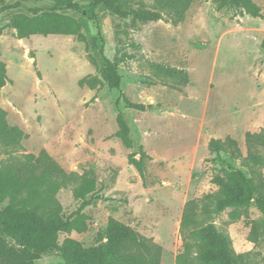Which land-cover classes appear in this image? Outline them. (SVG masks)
Returning a JSON list of instances; mask_svg holds the SVG:
<instances>
[{
    "label": "rangeland",
    "instance_id": "374dc122",
    "mask_svg": "<svg viewBox=\"0 0 264 264\" xmlns=\"http://www.w3.org/2000/svg\"><path fill=\"white\" fill-rule=\"evenodd\" d=\"M253 1L262 9L260 18L228 8L218 11L214 0H193L177 25L166 12L164 20L148 24L105 8L99 22L66 12L81 22L88 50L73 36L18 39L10 21L27 12L0 15V63L6 64L9 80L0 89V106L8 123L27 135L19 151L5 154L0 145V163L45 150L67 172L96 183L97 192L82 209L90 218L88 231L62 237L92 247L113 217L154 239L163 249L162 264H176L183 249L185 204L218 190L212 183L218 169L238 168L249 175L228 154L211 151L209 143L230 136L247 155L246 133L264 130V0ZM15 2L0 0V7ZM130 2L160 9L158 0ZM26 5L52 3L27 0ZM99 30L106 57H133L121 66L122 92L144 111L127 109L123 102L118 106L120 92L89 83L105 66ZM83 79L88 81L81 86ZM119 111L129 123L132 148L116 137ZM132 155L143 160V174L131 165ZM57 199L65 218L81 210L83 202L71 189ZM229 213L217 216L216 225L230 236L237 253L252 252L254 264H264V247L249 241L246 219L232 222ZM260 217L252 207L250 219ZM36 264L65 263L50 256Z\"/></svg>",
    "mask_w": 264,
    "mask_h": 264
},
{
    "label": "trees",
    "instance_id": "16d2710c",
    "mask_svg": "<svg viewBox=\"0 0 264 264\" xmlns=\"http://www.w3.org/2000/svg\"><path fill=\"white\" fill-rule=\"evenodd\" d=\"M47 7H31L27 0H16L11 5L0 7V15L8 11L25 10L12 16L10 27L18 39L50 35L73 36L89 49L81 22L66 12H77L89 22H99V11L107 9L114 15L131 19L133 23L148 24L164 20V12L177 25L184 19L193 0H158L159 7L153 10L134 7L131 0H48ZM217 10L225 8L253 18L262 16V9L253 0H214ZM100 29V27H99ZM101 54L105 66L100 77L89 83L106 84L120 92L117 105L123 102L127 109L144 111L146 107L130 102L122 92L121 66L132 60V56L118 53L113 58L104 55V40ZM264 49V40L261 44ZM91 61L95 63L92 57ZM185 79V78H183ZM87 79L80 81L84 86ZM185 81V80H184ZM187 81V79H186ZM9 82L6 64L0 63V89ZM178 88V87H175ZM119 130L116 137L128 147H133L130 126L123 111L117 118ZM27 135L18 127L8 123L7 112L0 106V145L5 154L22 149ZM247 155L239 142L228 136L224 140L212 139L211 151L228 154L239 161L248 174L238 168L216 170L212 183L218 190L201 199L185 204L180 233L183 249L177 255L176 264H254L253 253H237L230 236L220 230L214 219L230 210L232 222L246 219L250 227L248 239L255 247H264V130L245 135ZM141 157H144L141 152ZM131 165L144 173L143 160L130 158ZM64 189H71L75 199L82 201L81 210L65 218L57 196ZM97 192L94 180L69 173L56 162L47 151L36 156L3 160L0 163V264H36L45 257L58 256L65 264H162V247L152 238L142 235L133 227L111 217L106 232L98 233L97 243L89 248L79 241L62 237L63 234L88 231L89 216L82 209L90 205V196ZM255 207L261 214L257 220L250 219V209Z\"/></svg>",
    "mask_w": 264,
    "mask_h": 264
}]
</instances>
